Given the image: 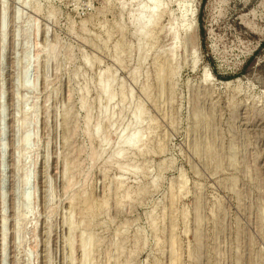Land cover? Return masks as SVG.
<instances>
[{
  "label": "rangeland",
  "instance_id": "374dc122",
  "mask_svg": "<svg viewBox=\"0 0 264 264\" xmlns=\"http://www.w3.org/2000/svg\"><path fill=\"white\" fill-rule=\"evenodd\" d=\"M0 264H264V0H0Z\"/></svg>",
  "mask_w": 264,
  "mask_h": 264
},
{
  "label": "bare ground",
  "instance_id": "6f19581e",
  "mask_svg": "<svg viewBox=\"0 0 264 264\" xmlns=\"http://www.w3.org/2000/svg\"><path fill=\"white\" fill-rule=\"evenodd\" d=\"M147 1L149 2L150 0H147ZM151 2H152V1H151ZM139 8H140V7H139ZM154 8H155V7H154ZM154 8H153V11H154ZM158 12H159V11H158ZM140 17H142V16H140ZM144 20H145V19H144ZM141 21H142V20H141ZM192 22H193V21H191V23H192ZM189 26H191V27L193 26V28H194L195 25L193 24V25H189ZM189 28H190V27H189ZM141 37H142V35H141ZM139 55H140V54H139ZM140 61H141V60H140ZM99 81H100V79H99ZM101 81H102V80H101ZM101 81H100V82H101ZM102 84H103V83H102ZM102 84H101V85H102ZM106 84H107V81H106ZM106 84H105V85H106ZM101 87H102V86H101ZM107 88H108V84H107ZM104 89H105V86H103V90H104ZM100 90H101V89H100ZM103 90H102V91H103ZM104 91H106V89H105ZM103 93H104V92H103ZM105 94H106V93H105ZM105 94H104V95H105ZM106 97H107V95H106ZM108 97H110V95H108ZM111 97H113V96L111 95ZM112 99H113V98H112ZM108 102H109V101H108ZM108 102H107V104H108ZM85 107H86V106H85ZM105 110H106V109H105ZM138 110H139V109H138ZM136 111H137V110H136ZM104 115H105V114H104ZM107 115H108V114H107ZM135 115H136V114H135ZM139 115H140V114H138V115H136V116L133 115L134 118H135V119H133V120H136V121H137L136 123H138V120H137L138 118H137V117H139ZM136 118H137V119H136ZM139 120H140V119H139ZM133 125H134V124H133ZM98 127H99V126H98ZM129 127H130V125H129ZM126 128L128 129V127L125 126V129L122 130V131L127 130ZM98 129H99V128H98ZM94 130H95V129H94ZM95 132H96V130H95ZM95 132H94V133H95ZM97 132H98V131H97ZM97 132H96V133H97ZM135 132H136V131H135ZM122 133H123V132H122ZM137 133H138V132H137ZM126 134H127V133H126ZM132 134H133V133H132ZM128 135H129V133L127 134V137H128ZM130 135H131V132H130ZM130 135H129V137H128L127 139L121 138V139H124L125 141H124V140H120V141H124L125 144L122 143V142H120V143L124 144L125 146H126V145L131 146V145H133L134 143L136 144V142H138V141H135V140H139V139H140V138L138 139L139 135L137 136L136 139H135V136H134L135 134H133V136H132V135L130 136ZM125 137H126V136H125ZM25 141H26V140H25ZM117 144H118V143H117ZM120 145H121V144H120ZM124 145H122V146H124ZM135 146H136V145H135ZM132 147H133V146H132ZM117 149H118V148H117ZM127 149H128V147H127ZM118 150H120V149H118ZM118 150H116V152H115L116 154H118V152H117ZM123 150H124V148H123ZM120 152H121V155H122V152H123L122 149H121ZM113 155H114V154H113ZM114 156H115V155H114ZM119 156H120V155H119ZM24 197H25V196H24ZM25 200H26V199H25ZM85 252H86V251H85Z\"/></svg>",
  "mask_w": 264,
  "mask_h": 264
}]
</instances>
